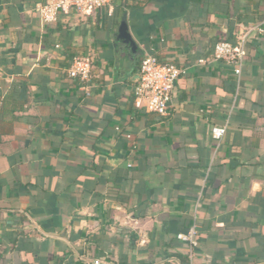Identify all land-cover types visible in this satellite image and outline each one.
<instances>
[{
  "label": "crops",
  "instance_id": "obj_1",
  "mask_svg": "<svg viewBox=\"0 0 264 264\" xmlns=\"http://www.w3.org/2000/svg\"><path fill=\"white\" fill-rule=\"evenodd\" d=\"M39 1L0 0V264L187 260L177 235L194 218L192 264L264 262V35L249 39L239 77L210 59L217 41L264 22V0L62 15L70 45L41 24ZM67 50L91 57L89 82L68 77ZM145 52L183 70L166 116L133 106Z\"/></svg>",
  "mask_w": 264,
  "mask_h": 264
},
{
  "label": "built area",
  "instance_id": "obj_2",
  "mask_svg": "<svg viewBox=\"0 0 264 264\" xmlns=\"http://www.w3.org/2000/svg\"><path fill=\"white\" fill-rule=\"evenodd\" d=\"M116 0H40L34 5L43 26L54 25L62 15L74 14L88 18L103 12L112 16ZM264 23V22H263ZM263 23L249 27L236 34L233 40H219L215 43L211 61L222 62L239 77L247 56V45L254 34L264 35ZM199 65H205L206 60H198ZM92 59L90 56H74L67 68L69 78L79 83L90 81ZM183 70L174 63H162L151 53L145 52L140 60L138 76L133 87V106L138 110L166 116L172 107L175 84ZM224 128H213L212 136L221 138ZM198 224L194 218L185 233L177 235V239L187 245V260L181 262L177 258L167 260L168 264H192L194 250L197 247ZM94 264H100L94 261ZM252 264H264L257 262Z\"/></svg>",
  "mask_w": 264,
  "mask_h": 264
},
{
  "label": "trees",
  "instance_id": "obj_3",
  "mask_svg": "<svg viewBox=\"0 0 264 264\" xmlns=\"http://www.w3.org/2000/svg\"><path fill=\"white\" fill-rule=\"evenodd\" d=\"M128 8L129 7V3H128V0H121L120 4L119 5H115L114 6V10H113V14H112V17H114L116 14H119L123 11V9L125 8ZM59 21V20H58ZM56 22V26L58 27V31L60 33V40L62 41L63 39L62 38H65V40L67 41L66 43H64V41H62L65 45H70V41L72 40V36L68 34V31H67V26H64L59 24V22ZM215 45V44H214ZM67 52L69 53V58L68 59H71L77 55V53L73 52L72 50H67ZM157 57V56H156ZM247 57V56H246ZM157 59L162 62V63H166V62H163L160 60V58L157 57ZM141 60V59H140ZM139 64H140V61H139ZM139 64H138V68H139ZM68 66V65H67ZM8 99V96H4V98H2V105L0 106V113L3 111V106H5L6 104V100ZM11 100H15V99H11ZM16 101V100H15ZM179 259H181L183 262H185L186 260L183 259L182 256H178Z\"/></svg>",
  "mask_w": 264,
  "mask_h": 264
},
{
  "label": "water",
  "instance_id": "obj_4",
  "mask_svg": "<svg viewBox=\"0 0 264 264\" xmlns=\"http://www.w3.org/2000/svg\"><path fill=\"white\" fill-rule=\"evenodd\" d=\"M118 39H120L123 43H125L132 50V52H135L136 45L132 41V39H131L130 35L128 34V32L126 31V26H125V24L123 22L120 25Z\"/></svg>",
  "mask_w": 264,
  "mask_h": 264
},
{
  "label": "rangeland",
  "instance_id": "obj_5",
  "mask_svg": "<svg viewBox=\"0 0 264 264\" xmlns=\"http://www.w3.org/2000/svg\"><path fill=\"white\" fill-rule=\"evenodd\" d=\"M76 56H84V54H80V53H78Z\"/></svg>",
  "mask_w": 264,
  "mask_h": 264
}]
</instances>
